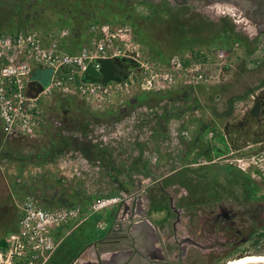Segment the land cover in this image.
<instances>
[{"label":"rangeland","instance_id":"374dc122","mask_svg":"<svg viewBox=\"0 0 264 264\" xmlns=\"http://www.w3.org/2000/svg\"><path fill=\"white\" fill-rule=\"evenodd\" d=\"M95 18L132 23L159 62L189 49L227 55L208 83L152 93L140 106L80 105L87 116L76 128L60 123L66 100L31 136L0 132V238L17 228L26 189L133 199L143 189L161 206L152 208L170 264L264 258V142L243 111L247 92L264 86V0H0V23H71V41ZM200 142L210 157L197 154Z\"/></svg>","mask_w":264,"mask_h":264},{"label":"built area","instance_id":"2783aa9c","mask_svg":"<svg viewBox=\"0 0 264 264\" xmlns=\"http://www.w3.org/2000/svg\"><path fill=\"white\" fill-rule=\"evenodd\" d=\"M82 23L77 41L70 40L75 29L71 23L42 28L0 23V132L5 137L33 135L46 111L62 99L76 100L90 110L102 102L116 108L137 93L208 83L227 55L222 48L189 49L174 51L159 62L144 51L132 23L112 18ZM99 57L129 64L119 66L118 80L85 79L87 64L98 68ZM47 66L52 67L50 78L39 90L32 75ZM126 199L72 189L49 194L24 190L17 228L0 245V264H73L78 245L90 240L88 234L99 236L108 216ZM123 228V222L110 224L112 231Z\"/></svg>","mask_w":264,"mask_h":264},{"label":"crops","instance_id":"0c3cea01","mask_svg":"<svg viewBox=\"0 0 264 264\" xmlns=\"http://www.w3.org/2000/svg\"><path fill=\"white\" fill-rule=\"evenodd\" d=\"M139 191L134 199L127 198L119 209L112 211L107 218L108 225L99 236L88 234L90 240L80 246L73 264H169L160 240V220H156V211L152 208L157 206L159 210L161 206L146 200L145 194H141L143 189ZM113 222H123L126 228L112 231Z\"/></svg>","mask_w":264,"mask_h":264},{"label":"water","instance_id":"95a60500","mask_svg":"<svg viewBox=\"0 0 264 264\" xmlns=\"http://www.w3.org/2000/svg\"><path fill=\"white\" fill-rule=\"evenodd\" d=\"M96 60L100 63L99 67L96 68L93 66V64L90 62L87 64L85 68L84 78L85 79H95V78H101L104 81H108L110 79H120L121 76L117 73L116 69V60L111 59L109 57H99L96 58ZM52 71V67H41L36 70V72L32 75V78L34 79L35 83L38 85V89L41 90L43 86L47 85L50 73ZM260 100H255L253 105L251 106V114L255 115L257 113L258 107H259ZM78 248L80 249V245H78ZM77 248V250H78ZM73 255L75 253L73 252ZM246 264H264V258H261L256 261L248 262Z\"/></svg>","mask_w":264,"mask_h":264},{"label":"trees","instance_id":"16d2710c","mask_svg":"<svg viewBox=\"0 0 264 264\" xmlns=\"http://www.w3.org/2000/svg\"><path fill=\"white\" fill-rule=\"evenodd\" d=\"M74 32L75 31L73 30V33ZM81 32L82 31L80 30L79 32L76 33L77 38L80 36ZM123 63H124V65L129 64V62H125L124 60H122V61L120 59L117 60L115 63L116 69L118 70L119 65L120 64L123 65ZM159 92H162V91H159ZM159 92L137 93L136 95H134L132 98H130L128 101H126L123 104L129 103L131 101H135V102L139 103L138 105L140 106L144 103V101L148 97V95H150L152 93L159 95L160 94ZM66 100H67V102H69V104L68 105L66 104V106H64L67 108H66L64 115L61 116V119L59 117V119L61 120L60 123H61V125H63L64 127H67L68 129L69 128H76L73 124L75 123V125H76V121H84V117L87 116V110H84V108H82L76 100L66 98V99H62L61 102H64ZM61 102H60V104H61ZM76 102L78 103V105L76 104ZM197 154L203 155L205 157H210L212 154L210 144H208V142H200V144L198 145ZM262 234H263V231L259 232L257 237H259ZM4 243H5V238H0V245H4Z\"/></svg>","mask_w":264,"mask_h":264},{"label":"flooded vegetation","instance_id":"af4514ba","mask_svg":"<svg viewBox=\"0 0 264 264\" xmlns=\"http://www.w3.org/2000/svg\"><path fill=\"white\" fill-rule=\"evenodd\" d=\"M260 29L263 30L264 27L260 28ZM247 94L251 95L252 98H251V103L248 104L247 107L245 106V109L243 110L244 111V117L246 119V122L254 123V126L256 128L254 131L256 133L255 134L256 135L255 141L264 142V86H261V88H259V91L256 92V94H253L251 91H248ZM255 100H260V102H259V107H258L257 113L255 115H253V114H251L250 111H251V106L253 105ZM225 216H228V214L225 213ZM181 256H183L182 252H181ZM132 257H134V254L131 255V258ZM124 264H129V263L125 262Z\"/></svg>","mask_w":264,"mask_h":264},{"label":"bare ground","instance_id":"6f19581e","mask_svg":"<svg viewBox=\"0 0 264 264\" xmlns=\"http://www.w3.org/2000/svg\"><path fill=\"white\" fill-rule=\"evenodd\" d=\"M228 6H229V4H228ZM229 7H230V6H229ZM259 259H261V258H258V259H255V260L244 259V260H242V261H240V262H236V263H234V264H246V263H248V262L256 261V260H259Z\"/></svg>","mask_w":264,"mask_h":264}]
</instances>
